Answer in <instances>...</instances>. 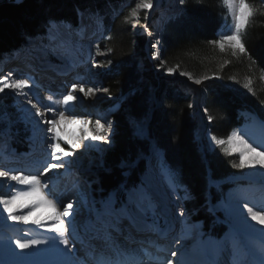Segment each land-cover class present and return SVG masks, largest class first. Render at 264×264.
<instances>
[{"label": "trees", "instance_id": "16d2710c", "mask_svg": "<svg viewBox=\"0 0 264 264\" xmlns=\"http://www.w3.org/2000/svg\"><path fill=\"white\" fill-rule=\"evenodd\" d=\"M119 2L24 0L16 4L0 0V54L16 48L28 37L43 34L48 21L75 23L80 12H96L103 16L105 38L102 46L108 50V65H105L102 76L107 87L106 96L110 99L107 106L117 105L111 116V144L105 151L103 167L96 170L103 195L139 181L143 171L141 164L135 169H121L119 166L147 153L150 147L147 139L132 135L129 121H139L147 115L148 87L154 86L155 80L147 71L140 72L136 67L138 58L134 57L131 43L135 41L137 48L142 50L145 36H131L129 7L113 15ZM246 2L256 9L242 33L246 55L234 57L211 43L218 39L225 14L221 0H184L178 14L167 23L166 36L162 40V62L148 63L139 56L146 70L153 65L165 70L173 68L193 80L203 81V107L208 119L211 117L210 133L221 140L244 124L246 113L261 114L264 109V82L261 78L264 74V10L260 8V0ZM248 80L252 81V92L244 87ZM157 95L161 101L152 113L148 139L162 151L165 166L172 179L174 176L173 181L188 190L187 211L203 222L205 231L211 236H219L222 228L215 226L207 208V203L219 199L208 180L220 182L237 174L234 172L236 168L231 169L232 161L220 147L211 153H199L194 139L189 94L185 90L176 84H165ZM16 141L24 143L21 138ZM125 171H128L127 175H124ZM221 187L220 193L224 191Z\"/></svg>", "mask_w": 264, "mask_h": 264}, {"label": "bare ground", "instance_id": "6f19581e", "mask_svg": "<svg viewBox=\"0 0 264 264\" xmlns=\"http://www.w3.org/2000/svg\"><path fill=\"white\" fill-rule=\"evenodd\" d=\"M167 1L171 2L172 0ZM164 8L168 9L165 6ZM84 17L81 16L79 23L78 19L75 23H69L72 24L69 27H65L61 21H52L47 27L48 33L46 32V37L38 39L37 42H39V44L29 45L24 53L12 54L9 56L7 55L8 53L5 52L7 54L3 55L5 54L3 53V56L0 57V67L13 64V67L17 68H13V70L9 68L6 70L5 76L7 77H3L1 85L5 82L11 83L13 81L12 79H27L29 81V87L21 90V93H18L15 89H6L14 92L17 104L19 105V111L22 112V118L28 120V122L34 126L30 134L32 145L35 144V147H37L36 144L40 140L37 139V137L44 133L43 130L47 131L51 125L44 122V126L41 124L37 125L35 121L39 120L40 117H30L26 119V117L29 116V111L31 113H35L36 111V109L32 107L33 104L28 103L29 100L36 103V106L38 105V107L44 109V119L50 118L53 115L59 119V112L64 111L65 119L58 123L56 134L62 148H64L66 144L63 143V141L66 140H70L72 145V153L70 150L67 152L69 155L64 156L62 153L57 154L62 157V161L65 165L64 167L50 168L48 171H45L48 164H59L62 162L51 158L52 149L49 147V144L57 142L51 140L53 135L51 132L47 131L49 135L41 148L30 149L29 155H18L12 152V149L7 145L9 134H7L6 131H2L0 133V171H7L9 175L0 177V193L10 192L15 194L18 190L28 192L31 190V185L19 184L11 180V176L37 175L40 179L41 192L48 199L54 201L58 199L63 202L64 206L68 203L72 204V210L75 214L71 217H64L63 219L65 220L66 226L68 220L72 219L76 228L75 239L80 240L75 243V245L78 246L79 243V248H81V245H88V242L84 241L85 226L94 222L97 219V214L104 211L105 202L111 201L109 198L105 197L98 201V203H93L97 197L96 190L93 189V191L90 192L84 186L87 181H93L92 178L88 177L87 172L90 170L89 166L92 165V160H89V156L93 155L96 157L98 153H102V145L105 142V140L92 139V136L97 134L105 137L104 126L102 128H97L95 126L96 129L92 131L89 127L85 128L83 124V116L92 115L91 112H89L90 106L98 102L100 98L101 94L98 91L99 87L93 82V84L90 85V83H88L90 80L85 81L87 79L85 77H88V75L85 76L84 73L78 75L82 76L80 81L83 83L82 86L84 89H87V87L93 89L85 98V94L80 92L78 90L79 88H77L76 83L79 81L77 78L74 81L65 79L67 77H72L71 71H76L80 64L84 65V67H88L90 72H93L90 68L91 61L88 58V52L94 51V41L90 38V35L96 33V28L87 23L88 20L86 21ZM75 38H81L82 42L75 40ZM50 53H61L66 55V59L68 60L63 61L62 59V67L59 66V64L53 65L50 62L46 63V59L43 55ZM19 64L21 66H19ZM26 75H28V77ZM59 78L63 79L64 83L59 85L52 84ZM48 79H50L49 83L47 81ZM48 84L50 87H46ZM73 85H76L75 92H73ZM37 87L45 90L48 94L40 96L36 90ZM69 92H73L77 99L71 101L67 106V110H65L66 106L62 103L63 96L67 95ZM78 95H80V97ZM49 97L52 99L50 100ZM45 106L51 107L52 111H45ZM97 118L101 124L104 123L105 119L103 117ZM6 125L8 128L11 127V124ZM235 135L242 137L248 144L255 148L256 151L245 152L242 158L244 167L234 170L238 177L226 183V186H228L227 188L229 189V187H231V190L227 192L226 196H224L225 198L223 197L225 200L222 205V215L228 220L229 229L223 238H218L219 240L197 241L195 239L194 245L190 250L196 253L197 259L192 262L190 261L188 264H201L205 259L210 260L211 264H236L237 259L240 260V264H248V261L259 264L258 246L261 239L264 238V232H261V229H264V225L252 220L248 210L251 209L253 212L264 215V155H259V153H264V126L263 132L261 133L241 131ZM155 147L156 144L151 141L150 153H153V148ZM227 147L231 149L240 146L227 143ZM231 153L234 154L241 163L239 152L231 151ZM147 157H149V159L147 162V172L143 178V186L147 190H150V197L156 196V200L160 204L159 209L164 216L157 220L158 227L161 228V233L159 232L160 234L156 233L155 235L159 238H165L167 241L173 237L171 233L174 231L177 218L179 216L181 217V215L177 213L178 201L173 197L172 191L168 192L164 186L167 175L157 166V163L162 159L161 155L155 156L150 154ZM95 160L96 158L93 159L94 162ZM79 166L81 167L78 168ZM79 169L80 171H85L79 174ZM45 184H47L48 187H43ZM92 187H95V184H93ZM134 193L137 195V192ZM89 195L90 198H87ZM115 196L116 194L113 195V200L111 201L114 206L115 204L113 202ZM100 202L101 204H99ZM36 203V197L22 196L10 205L14 215L26 217V220L20 221L8 219V213L4 212L3 206L0 205V261H5L7 264H87L84 260H78V253L72 249L70 243L68 245L70 252L67 256L50 250L44 251L45 245L34 246V248L23 250V252L21 249L16 248L14 239L17 236L26 239L35 238L44 240L46 237L56 235L55 233L47 231V228L55 223V220L52 219L55 214L54 210L46 206L31 207ZM55 211L62 212L63 206L57 203ZM36 220H39L44 227L33 223V221ZM183 222H186V220H183ZM194 229H197V227H194ZM132 233V235H134V232ZM125 235H127V233H125ZM121 237L124 238V236ZM121 237H119L118 243ZM9 238L12 239L10 240ZM133 240L139 241L138 238H134ZM70 241H72L71 238ZM144 241H146V239ZM98 243L99 242L95 241L92 242V246L95 247L93 249L99 248ZM186 243H190V240L185 241V245ZM234 243L236 245L235 249L233 247ZM143 244L150 245L149 243ZM64 247V245H60V248ZM161 247L164 248L165 245L162 244ZM185 248L187 247L184 246L183 249ZM36 249H41V251L37 252ZM29 253L32 254L28 255ZM108 253L109 252H106V254ZM86 257L88 259L89 257L92 258L93 254H90L89 257L86 255ZM153 260V257L143 259L144 263Z\"/></svg>", "mask_w": 264, "mask_h": 264}, {"label": "rangeland", "instance_id": "374dc122", "mask_svg": "<svg viewBox=\"0 0 264 264\" xmlns=\"http://www.w3.org/2000/svg\"><path fill=\"white\" fill-rule=\"evenodd\" d=\"M221 2L223 5V8L225 10V14H224V17H222V19H221V26H220V29L218 31V35H217L218 39L217 40L220 39L219 33L223 32L225 34L230 35L231 31L235 30L233 18L230 15L228 9L224 6L223 0H221ZM139 3H140V0H120V2L118 3V7L113 12V15H118L120 12H122V10L125 7L131 8L129 10V14H128V21H129L131 36L133 38L138 36V35L145 36V45L142 48V50H139L137 48L135 41H132V43H131V48H132V52L134 53V57L139 59V60L137 59L136 67L139 69L140 72L147 71L149 74H151V76L155 80V85L148 87L149 111H148L147 115L139 121H133V120L129 121V127L132 131V135L137 137V138H140V139H145V140L147 139L150 143V146H151V141L155 144V142L153 140L148 139L147 132H148V128L150 125L149 123H150L151 118H152L151 117L152 113L159 106L160 101H161V99L158 98L157 92L160 90L161 86H163L165 84H176L181 90H185L189 94L190 111H191V116H192L193 121H194V139H195L199 153L204 155L205 153H211L214 149L220 147V149L222 148L221 150L224 153H226L229 156L230 160L232 161V168L231 169L237 168V167L233 166L234 164L240 163L238 161L237 157H235L234 154H232V153L229 154L228 152L225 151V149H228L227 140L229 137H232L234 134L239 133L241 131L253 132V133L254 132L255 133L256 132L257 133L263 132L264 109L262 110L261 114L246 113L245 119H244V124L234 128L231 131V133L227 136V138L223 139L226 143L223 145L216 144L215 141L212 140V137H214V136L210 133V122H209L207 113L203 107L204 96H205L203 81L200 80L201 82L199 84H197L195 82L196 80L189 78L185 74H180L176 71L169 73L167 70H165L161 66H156V65H153L148 70H146V66L144 65V63L140 62V57L146 59L148 63H151V62L153 63L154 61H156L157 63L162 62L160 55L163 54V41L162 40L166 36V26H167V23L174 16H176L178 14L179 9L181 8L180 0H172L171 2H168L167 0H153V7L151 9H137V5ZM170 5H173V6H170ZM164 6L167 7L168 9L164 8ZM260 8L264 10V0H260ZM133 10H137L138 14L136 16L131 15ZM86 14H88V15H86ZM89 15H90L89 12H80L78 15V18H77L78 23H79V19H81V16L86 18L85 19L86 21L92 20V18H91L92 16H89ZM91 15H92V13H91ZM93 16H95L96 20H97V21L93 22L94 26L97 27V29H98V25H99V34H100V31H101L100 30V28H101L100 24H101L102 16H100V15L97 16L95 14H93ZM52 21H54V20L47 22V24L45 25V32L42 36L28 37L25 39V41L23 43H21L15 49L7 51L8 54L4 52L5 54H3V55L7 54L10 56L12 54L15 55V54L24 53L28 49L27 47L29 45L32 46L35 44H39V42H37L38 38L46 37V34L48 33L47 27ZM61 22L65 27L66 26L69 27L72 25V24H69V22H65V21H61ZM243 31H242V33H243ZM149 33H151V35H149ZM242 33H241V35H242ZM104 37H105V34L103 35V37L102 36L98 37L97 32H96V34H94V38H95L94 46H93L94 51L88 52V58L91 61L90 62L91 67L90 68H91V70H93V72H90V69L88 67H84V65L80 64L79 68H77L76 71H71L72 77L65 78V79H70V81H74L77 78L79 81H77L76 85H77V88H80L83 85V83L80 81L82 76H78V75H81L84 73L85 76L88 75V77H85V78H87L85 81L90 80L88 82V83H90V85H92L93 83H96L97 87H99L98 91L101 94L98 102H96L94 105L90 106L89 112H91L92 115L91 116H88V115L83 116L84 127L85 128L89 127V129H91L92 131H94L96 129L95 126H96V121L98 120L97 117H103L105 119L104 123L101 124L105 128V137H106V140L102 145V153L101 152H100L101 154L98 153L96 157H94L93 155L89 156V160H92V164H93L92 170L88 171V177H90V178L96 177L95 176L96 170L101 169L103 167V157H104L105 151L107 150V148H109V146L111 144V134H112V128H113V121H112L111 116L117 109V105L107 107V104L109 103L110 99L106 96L107 87L105 85V82H104L103 76H102L103 71L106 70L105 65H108V61H107L108 50L102 46V39H104ZM75 40H79L80 42H82V40L78 39V38H75ZM156 41H159V44H157L156 47H153L152 45L156 44ZM225 51L231 53V49H226ZM3 55H0V57ZM43 57L46 59V63L50 62L53 65L59 64V66H61V62H63L64 60L65 61L68 60V59H66V55H63L61 53H57V54L56 53L55 54L50 53L47 55H43ZM78 57H80V56H78ZM62 59H63V61H62ZM13 66H14L13 64L4 65L3 66L4 68L0 67V69L1 70L4 69L6 71L9 68L10 69L13 68ZM19 66H21V65L19 64ZM26 76L28 77V75H26ZM262 77H264V74ZM12 80L14 81L15 79H12ZM47 81L49 83L50 79H48ZM63 81H64L63 79L59 78L58 80H55V83H52V84L59 85L61 83H64ZM262 82H264V79H262ZM2 86L3 85H1V87ZM50 86H51V83H50ZM87 89H89V87H87ZM87 89L85 88V91ZM36 90L40 96L41 95L44 96V95L48 94V92L45 93L44 90H42L38 87L36 88ZM78 96L80 97V95H78ZM85 98H86V95H85ZM31 103L36 105V103H34V102H31ZM36 107H38V105ZM38 108H40V107H38ZM40 110L42 112H44V109L42 107L40 108ZM39 120H41V118ZM25 121L28 122V120H24L22 118V112L19 111V105L17 104L16 98L14 96V92L9 91L8 89H5V91L3 93H0V133L2 131H6L7 134H9V139L14 141L17 138V135L19 133H22L23 130H20V128H23L22 125L24 123L25 124L27 123ZM6 124H11V127L8 128ZM39 124H43V121L41 120V122ZM32 128H34L33 125H29L27 127L28 130H30ZM23 129H25V128H23ZM29 140H30V137H29ZM28 142H29V145L34 146V145H32V143L30 141H28ZM63 143H66V145L69 146V150L72 153V145H71L70 140L63 141ZM155 148H153V149H155ZM150 152L151 151H149L147 155H142V154L138 155V157L133 161L122 162L120 164L119 168H121V169H125V168L126 169L127 168L128 169H135L141 164V166L143 167V172H142V174H140V179L143 180V178L147 172V162L149 159V157H147V156L150 154L155 155V156L161 155L157 151L154 152V150H153V153H150ZM94 158H96L95 162L93 161ZM161 171H163L167 175V180H165L166 182H165L164 186L168 192L172 191L173 197L175 198L176 201H178L177 213L181 215V212L185 211V201L190 199V194L184 186L178 185L177 183H175L173 181V179H172L169 171L167 170V168L164 167L161 169ZM127 174H128V171H125L124 175H127ZM237 177L238 176H236V177L232 176V177L224 179L220 182H213L212 180H208L209 185L216 189L215 196L216 197L218 196V199H219L218 202H216L215 204H211L210 202L207 203L208 212L211 216L214 217L215 226L220 225L221 228L223 229V233L221 234L219 239L223 238L226 235L227 230L229 229L228 220L226 219V217L224 215H222L223 214L222 205H223L224 200H225L224 196H226L227 192L231 190V187H229V189L226 190V188L228 187V186H226V183L233 181ZM143 183H144V181H143ZM220 187L224 189V191L221 193H220V190H221ZM94 190H96L97 195L101 194V191L99 189L98 184H97V186L94 187ZM138 191H141V192H144V193H147L148 195H150V190H147L146 188L138 187ZM217 192H219V194H217ZM136 196H138V195H136ZM112 197H113L112 195L107 196V198H109L111 201L113 200ZM151 199H153L154 204L157 206V214L155 216H153L151 213H149V215L146 218L144 223L146 225L150 226V225H152L153 220H155L156 225L158 226L157 220L160 217H164V216L161 214V211L159 209L160 204L156 200V196L151 197ZM98 201H100V199L96 197L93 203H98ZM129 202H130V197L125 196V202L123 205L128 204ZM99 204H101V202ZM99 206H101V205H99ZM99 211H101V210H99ZM180 218H183V216L181 215ZM192 224L194 225L195 228L197 227V229H194V231H195L194 232V241H195V239L197 241H200V240L201 241H203V240H209V241L219 240L216 237L208 236L206 234V232H204V230H203L204 224L201 221H197V222H194ZM164 225H165V223H164ZM161 226H163V225H161ZM142 231H153V230H150V228L145 227L144 230H142ZM155 232H160V228H159V231H155Z\"/></svg>", "mask_w": 264, "mask_h": 264}, {"label": "snow or ice", "instance_id": "6c2138e0", "mask_svg": "<svg viewBox=\"0 0 264 264\" xmlns=\"http://www.w3.org/2000/svg\"><path fill=\"white\" fill-rule=\"evenodd\" d=\"M180 3L183 4L184 0H180ZM224 6L228 9L230 15L233 18L235 30L231 31V34H225L223 32L219 33L220 39L211 41L212 44L218 45L221 52H224L226 49H231L232 56L238 55H246L247 51L245 45L242 40V31L248 25L250 18L256 14V9H254L251 5H249L246 0H223ZM153 7V0H140V3L137 5V9H151ZM138 14L137 10H133L131 15L136 16ZM127 21V17L125 18ZM151 35V33H149ZM159 44V41H156V44H153V47ZM167 71L169 73L174 72L173 68H168ZM191 78V77H190ZM264 79V77H261ZM6 79V78H5ZM207 79V77H204ZM199 84L201 81L197 79L195 81ZM252 81L248 80L245 83L244 87L247 88L250 92L253 91ZM29 87V81L27 79H17L12 81L11 83H4L2 87H0V93H3L6 88H11L17 90L18 93H21V90ZM73 92L76 91V85H73ZM79 91L88 95L93 91L92 88L87 89L85 91L84 87L81 86ZM73 92H69L67 95L63 97L62 103L66 106L65 110H67V106L71 101H75L77 97L73 94ZM26 95V94H25ZM51 100L52 98L49 97ZM31 103V100L28 101ZM33 108L36 109L35 113H31L29 111L30 117H40L44 123L50 124L51 127L47 129L48 132H51L53 135L51 140L57 141L55 143H50L49 147L52 149L51 158L56 161H62V157L57 155L58 153H62L64 156L69 155V153L65 152L64 148L61 147L58 142L57 137V125L60 121L65 119L64 111L59 112V119L53 115L50 118L44 119L45 112H42L40 108H37L35 104L32 105ZM45 111L51 112L52 108L45 106ZM211 119V117H209ZM41 120L35 121L38 125ZM97 128H102L100 121H96ZM93 140H106V137L101 135H93ZM212 140L215 141L218 145H223L226 142L224 140L217 139L216 137H212ZM228 144L230 145H239L240 147H233L231 149H225L226 152L231 154V151H238L241 157V163L234 164V167L243 168L244 163L242 158L245 152H255V148H253L250 144H248L242 137L233 135L229 137ZM259 155H264V153H259ZM64 162L62 161L59 164H48L45 168V171H48L50 168H61L64 167ZM9 173L7 171H0V177L8 176ZM174 179V176H173ZM11 180L16 181L19 184H28L31 185V190L28 192L17 191L15 194L12 193H0V205L3 206V211L8 213V219L13 221L26 220L24 216L14 215L12 213V209L10 205H12L17 199L22 196H34L37 198V203L32 205L31 207L35 208L38 206H46L52 208L54 210V216L52 219L55 220V223L47 228L48 232L55 233L56 235L46 237L44 240L41 239H26L23 237H15L14 242L16 248L22 250L34 248V246L45 245L44 251H53L64 256H67L70 252L68 245L70 243V238L72 241H75L76 238V228L73 224L72 219H69L67 222V226L65 224L64 217H71L75 213L72 210V204L68 203L66 206L63 205L62 201L58 199L56 201L48 199L41 192V184L40 179L37 175H12ZM43 187H48L47 184L43 185ZM52 194V193H49ZM10 197V198H9ZM57 203H60L63 206V211H55L57 207ZM251 214L252 220L257 221L258 223L264 225V215H260L257 212H253L251 209L248 210ZM149 213L153 216L157 214V206L154 204L151 197L144 192H141L138 196L132 197L128 204H125L121 207H115L111 201L105 202L104 211L102 213L97 214V219L92 222L90 225H86L84 229V241L88 242L89 247H92V242H99V254L95 258V264H131L130 259L125 256V252L122 247L118 244V239L121 236H124L126 240H133L132 230H136L137 232L144 230L145 227L150 228L153 231H159L158 226L156 225L155 220H153L152 225L148 226L144 222L148 217ZM183 216L184 213L181 212ZM33 223L44 227L43 224L39 220L33 221ZM186 232H190V228L186 226ZM261 232H264V229H261ZM127 233V235H125ZM10 240L12 238H9ZM82 241V242H84ZM60 245H64V248H60ZM234 249L236 248L235 243L233 244ZM37 252L41 251V249H36ZM106 252H111L114 254L115 258L111 255H106ZM259 253V264H264V238L261 239L258 246ZM29 253L28 255H31ZM172 256H176L177 252L172 251ZM121 257H124L121 259ZM0 264H7L5 261H0ZM164 264H171L170 260L164 262ZM176 264H182L181 260H177ZM201 264H211V261L205 259L201 262ZM236 264H240V260L237 259Z\"/></svg>", "mask_w": 264, "mask_h": 264}, {"label": "water", "instance_id": "95a60500", "mask_svg": "<svg viewBox=\"0 0 264 264\" xmlns=\"http://www.w3.org/2000/svg\"><path fill=\"white\" fill-rule=\"evenodd\" d=\"M8 1L11 3L19 4V3L23 2L24 0H8Z\"/></svg>", "mask_w": 264, "mask_h": 264}]
</instances>
